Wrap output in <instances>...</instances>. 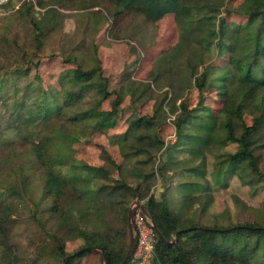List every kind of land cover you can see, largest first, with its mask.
Segmentation results:
<instances>
[{"label":"trees","instance_id":"trees-1","mask_svg":"<svg viewBox=\"0 0 264 264\" xmlns=\"http://www.w3.org/2000/svg\"><path fill=\"white\" fill-rule=\"evenodd\" d=\"M37 1L44 9L39 17L31 2L25 4L39 31L37 50L61 26V9H89L102 3L112 7L115 25L124 17H136L141 33L173 14L178 41L154 63L152 83L135 87L136 99L141 100L156 84L163 90L161 82L168 79L154 114L131 117L117 141L124 161L136 166L134 184L127 182L124 166L109 156L119 176L110 185L97 183L108 172L106 167L79 163L73 156V145L91 131L116 126L129 75L124 87L111 90L97 58L95 68L85 70L79 64L63 73L61 90H45L35 75L36 86L14 85L3 95L8 78L29 77L32 68H38V59L4 73L0 96L11 124H0V264L24 263V254L10 236L18 223L17 202L30 195L32 218L51 233V241L38 248L31 264H42L45 255L58 264H74L82 254L100 248L106 255L104 264H121L130 242L119 236L130 238L131 202L146 206L158 229L152 264H264V220L234 223L232 211L212 213L215 193L230 180L251 189L264 182L259 152L264 147V0H243L234 8H228V0ZM18 2L10 0L0 9L7 11ZM233 14L246 17V23L232 27L227 19ZM226 56L221 66L218 62ZM190 88L201 96L195 106L179 93ZM171 93L175 99L165 105ZM209 93L221 99L217 111L207 104ZM113 95L110 109L104 110L103 103ZM85 99L92 102L88 109L82 108ZM246 111L253 115L252 126L246 124ZM168 115L174 116L171 144L160 134ZM11 135L17 139L5 141ZM231 144L237 146L234 152L227 149ZM66 168L71 173H65ZM157 180L159 189L152 193ZM228 218L231 224H219ZM119 221L125 229L114 227ZM72 237L84 241L75 255L66 250ZM86 248L92 249L81 252ZM132 260L127 264H134Z\"/></svg>","mask_w":264,"mask_h":264},{"label":"rangeland","instance_id":"rangeland-1","mask_svg":"<svg viewBox=\"0 0 264 264\" xmlns=\"http://www.w3.org/2000/svg\"><path fill=\"white\" fill-rule=\"evenodd\" d=\"M242 1L228 0L227 6L228 8L238 7ZM29 2L33 5V14L39 17L44 9L38 6L37 0H19L15 7L7 11L0 9V85L4 73L13 71L16 68L26 67L33 58L38 59L34 60L38 61L39 65L38 68H32L29 77H9L3 95L10 93L14 85H20L23 88L28 84L36 86L38 80L35 79V75L41 77L45 90L51 88L61 90L59 83L63 73L76 69L79 64L85 70L95 68L98 66L97 58L101 62L100 70L103 76L109 80L111 90H119L121 86L124 87L126 83L124 78L129 75L127 82L130 85L125 87L127 95L121 105L122 116L116 126L106 131H91L88 138L73 145V156L74 160L79 163L93 167H106L108 172L101 176L97 183L110 185L119 176L118 171L108 162L106 157L109 156L116 164L124 166V175L127 182L134 184L132 174L137 173L136 166L134 163L124 161L117 141L126 132L131 117L154 114L156 104L162 99L163 92L167 90L165 85H167L168 79L165 78L161 82L163 90L157 89L156 84L151 87L152 90L150 91L152 93L149 92L141 100H137L134 93L136 91L135 87L152 83L150 74L154 63L163 52H166L177 43L178 29L174 15H165L153 28H150L151 30L148 32L144 30V33H141L138 27L141 21H138L136 17H124L115 25L110 15L112 7L108 3L82 10L61 9L63 14L61 26L51 34L49 33L43 46L37 50L35 36L39 31L30 22V12L25 7V4ZM227 21L234 27V25L245 24L247 18L233 14L228 17ZM227 56L218 62L221 66L226 63ZM259 78H262V76L259 75ZM179 93L183 99L190 100L192 106H195L201 97L199 92L193 88ZM214 94L205 95L208 99L207 104L214 111H217L221 99ZM115 98L116 96L113 95L109 100H106L102 105L103 109H110ZM174 99L175 95L171 93L165 105L171 103ZM85 101L82 108H90L92 102L88 99H85ZM167 108L169 109L168 106L164 107V110L166 111ZM8 112V106L5 104L3 97L0 96V124L4 127L11 124ZM168 116L161 126L160 134L164 141L171 144L175 141L174 116ZM245 121L248 126H252L254 122L253 115L249 111L245 113ZM13 137L15 136H8L5 141H9ZM16 139L17 137L14 140ZM227 149L234 152L237 146L231 144ZM259 152L261 154V169L264 170V147ZM185 155L182 154L181 157ZM159 161L158 158L156 164ZM212 161L213 157L209 156L208 164L210 165ZM64 172L71 173V170L66 168ZM159 186L160 183L157 180L152 193L156 192ZM214 196L212 213L224 212L228 215L232 211L234 223L253 221L257 217L264 220V182L256 189H251L242 186L237 179H232L226 188H221ZM31 197L32 195L22 199V202H17L16 217L18 223L10 236L11 243L21 250L20 253L24 254L22 257L23 264H31L30 262L35 258V252L38 251V248L47 245L46 241H51V233L38 227L36 221L32 218ZM136 205L137 202H131L129 207L131 209ZM137 214L145 216L141 210H138ZM112 217H115V215ZM209 223L213 222L209 221ZM231 223L232 221L228 218L221 220L219 224L228 225ZM145 224L148 228L152 226L151 221L146 216ZM114 227L125 229V225L123 226L120 221ZM119 238L126 243L130 242L128 237L125 239L119 236ZM156 240L157 235L155 233L153 247ZM83 244L82 239H73L72 237L66 241V250L70 255H75L81 250ZM135 251L137 252V250ZM140 254H142L141 259H137L133 254L132 262L134 264H152L154 251L151 255H148L147 250L143 249ZM147 257H149L148 262L146 261ZM75 260L74 264H104L101 251L84 253ZM42 264H58V262L49 255H45ZM63 264H65L64 261Z\"/></svg>","mask_w":264,"mask_h":264},{"label":"built area","instance_id":"built-area-1","mask_svg":"<svg viewBox=\"0 0 264 264\" xmlns=\"http://www.w3.org/2000/svg\"><path fill=\"white\" fill-rule=\"evenodd\" d=\"M10 0H0V8L9 3ZM134 224L136 228V233H137V245L135 250L134 256H136L137 259L142 258L141 250L146 249L147 254L151 255L154 251L153 247V241L155 237V228L153 225L148 228L147 225L145 224V216H141L140 214L135 215L134 219ZM152 234V236H151ZM157 235V234H156ZM149 257H147V262Z\"/></svg>","mask_w":264,"mask_h":264},{"label":"water","instance_id":"water-1","mask_svg":"<svg viewBox=\"0 0 264 264\" xmlns=\"http://www.w3.org/2000/svg\"><path fill=\"white\" fill-rule=\"evenodd\" d=\"M138 210H141V212L151 221L156 232H158V229L156 228L155 224L153 223L152 217L149 214L146 206H144L142 204H137L134 208H131V210L129 212V219H128V229H129V233H130V244H129L127 254L125 255V258L123 259L121 264H127V262L132 258L133 253H134L135 248H136V245H137V233H136V228H135V224H134V219H135V215H136ZM90 249H92V248H86V249L82 250L81 252L88 251ZM100 250L102 252L103 261L105 262L106 255H105L104 249L100 248Z\"/></svg>","mask_w":264,"mask_h":264}]
</instances>
